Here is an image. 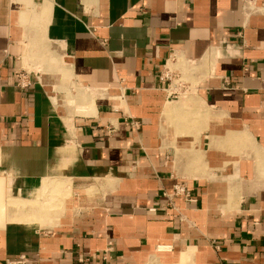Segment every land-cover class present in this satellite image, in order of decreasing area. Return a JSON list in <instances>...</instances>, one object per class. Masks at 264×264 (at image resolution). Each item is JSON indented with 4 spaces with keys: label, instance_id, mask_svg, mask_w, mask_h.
<instances>
[{
    "label": "crops",
    "instance_id": "crops-1",
    "mask_svg": "<svg viewBox=\"0 0 264 264\" xmlns=\"http://www.w3.org/2000/svg\"><path fill=\"white\" fill-rule=\"evenodd\" d=\"M0 178V264H264V7L0 0Z\"/></svg>",
    "mask_w": 264,
    "mask_h": 264
},
{
    "label": "rangeland",
    "instance_id": "rangeland-1",
    "mask_svg": "<svg viewBox=\"0 0 264 264\" xmlns=\"http://www.w3.org/2000/svg\"><path fill=\"white\" fill-rule=\"evenodd\" d=\"M0 187L3 188L4 190L5 181L4 180L2 181L1 178H0ZM40 191L41 192H39V195L37 196L36 199H42V197H44L45 202L41 201L40 203L39 201V205L43 206L44 208L43 212L41 211L44 217H49L53 213L58 215L59 213H62L64 211L63 202L69 197L68 194L70 192V184L68 182L64 180H58L56 178L44 179ZM3 198L4 197H2V199ZM55 199H56V204H55ZM34 204L35 201H27V205L29 208L33 207L30 205H34ZM44 211L47 213L48 216L44 214ZM146 264H196V263L192 259L191 251L186 250V251H182L178 256L177 254H173V253L157 252L152 258L146 261Z\"/></svg>",
    "mask_w": 264,
    "mask_h": 264
},
{
    "label": "built area",
    "instance_id": "built-area-1",
    "mask_svg": "<svg viewBox=\"0 0 264 264\" xmlns=\"http://www.w3.org/2000/svg\"><path fill=\"white\" fill-rule=\"evenodd\" d=\"M258 3L260 6L264 7V0H258ZM159 80L164 83V88L168 93V96L171 97H177L183 89L186 87L185 81L182 79L180 74L178 72H175L172 67L170 66H164L159 74ZM30 83L26 80V77L24 74H19V86L21 88H25ZM171 196H183L185 198L190 199L189 192L187 190V187L182 183H176L173 186V190L171 193ZM24 261V258L21 257L19 261H16V263H20Z\"/></svg>",
    "mask_w": 264,
    "mask_h": 264
},
{
    "label": "bare ground",
    "instance_id": "bare-ground-1",
    "mask_svg": "<svg viewBox=\"0 0 264 264\" xmlns=\"http://www.w3.org/2000/svg\"><path fill=\"white\" fill-rule=\"evenodd\" d=\"M88 105H89V104H88ZM257 158H258V157H257ZM40 192H41V191H40ZM3 196H4V195H3ZM47 196H48V195H47ZM50 197H51V196H50ZM3 201H4V200H3ZM18 201H20V200H18ZM22 202H23V201H21L20 203H22ZM44 202H45V201H44ZM48 202H49V201H48ZM15 203H16V202L14 201L13 204H15ZM17 203H18V202H17ZM46 203H47V202H46ZM46 203H45V204H46ZM24 205H25V204H24ZM19 206H20V205H19ZM19 206H18V207H19ZM30 206H32V205H30ZM45 206H46V205H45ZM16 207H17V206H16ZM31 208H32V207H31ZM183 261H184V260H183Z\"/></svg>",
    "mask_w": 264,
    "mask_h": 264
}]
</instances>
